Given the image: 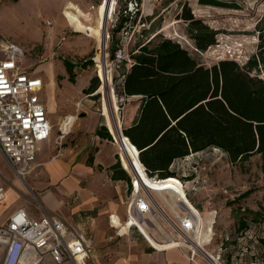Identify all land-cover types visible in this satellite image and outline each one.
<instances>
[{"label":"rangeland","instance_id":"obj_1","mask_svg":"<svg viewBox=\"0 0 264 264\" xmlns=\"http://www.w3.org/2000/svg\"><path fill=\"white\" fill-rule=\"evenodd\" d=\"M70 1L80 8L76 10ZM225 1L237 3L238 8L201 4L199 0H0V59L5 57L6 45L14 43L20 46L25 52L21 61L22 68L31 75L42 77L45 85L48 83L45 88L37 91L43 99L45 93L50 89V79L56 77L58 89L62 94L55 96L57 108L53 111L54 116L51 119L53 130V123L62 112L63 102L69 101L70 97L74 95L81 94V86L86 81L90 80L91 82V78L94 76L100 80L98 89L101 92L97 98L108 99L110 90L115 109L123 106L125 100L121 97L119 78L128 68L129 60L124 59L118 64L112 59L110 47L112 29L118 18L119 10L126 6H129L133 13L139 10L136 19L129 21L126 30L116 34L120 40L121 49L127 54L136 43L149 40L158 31L166 37L179 41L206 66H211L223 58H233L240 64H245L257 51L259 38L256 24L264 14V0ZM98 4L100 6L103 4H106L105 6L114 5L109 8L107 6L106 9L101 7V11L106 13L104 14L106 26L82 18L86 15L88 18V13L95 15ZM183 4L189 6L196 17L204 19L206 23L219 31L217 42L206 51L197 50L194 42L188 36L187 22L180 16ZM109 15L111 16L109 17ZM103 26L106 39H97L92 28L95 27L94 29L97 28L100 31ZM104 50L106 55L108 54L105 55L104 60L109 64L101 76L98 70L97 54L102 53L99 54L102 56ZM62 57L75 63L86 60L92 62L88 63L86 67L77 65L75 71L79 75H76V81L72 82ZM49 71L52 72L51 76ZM105 73L107 78H104ZM253 73L264 78V68ZM104 104L106 114L109 110L106 101ZM49 114H51L50 111ZM61 125H64L63 121ZM62 126L58 129L56 125L55 130H61ZM119 143L121 144V141ZM206 153L209 161L215 159L219 161L214 166L216 171L215 169L212 171L215 186L212 189L202 188L193 192L190 185L189 189L192 192L189 196L191 199L201 207L207 197L213 198L215 207L218 209L214 226L219 224L237 226L240 219L246 216L248 225L264 226V160L262 156L257 154L244 162L231 164L227 155L213 150V148L206 150ZM120 161L126 167L123 160L120 159ZM172 169L177 172L178 176L184 179L189 178L184 176L190 172L189 166L184 160L176 161ZM158 184H166L167 187L179 186L174 180ZM225 187L229 193L222 191ZM219 188H222V192H218ZM250 211L260 213L257 220L252 218L253 215ZM214 216L211 211H207L204 216L208 222L209 231L213 227ZM212 229L214 230V228ZM208 232L206 231V233ZM212 233L213 231L209 236ZM261 234L264 235V233Z\"/></svg>","mask_w":264,"mask_h":264},{"label":"crops","instance_id":"obj_2","mask_svg":"<svg viewBox=\"0 0 264 264\" xmlns=\"http://www.w3.org/2000/svg\"><path fill=\"white\" fill-rule=\"evenodd\" d=\"M72 3L76 10L80 8ZM105 5L98 4L95 15L88 13V18L87 15L81 17L106 26V13L101 7L106 9L114 5ZM104 26L100 31L92 28L97 39L104 36ZM48 73L51 76L52 72ZM50 80L51 86L44 100L51 112V120L57 108L55 96L62 92L56 77ZM46 85L44 83V88ZM89 85L90 80L81 86V94L63 102L51 136L39 143L36 162L23 177L17 175L0 150V188L6 195L0 201V227L19 208H25L33 218L54 213L74 229L90 236L91 257L97 264H264V235L261 234L264 226L249 225L238 231V225H215L207 234L209 236L213 231L211 242L204 246L205 251L192 256L186 246L155 247L136 228L126 225L131 181L114 178L112 169L121 163L120 145L114 138L102 137L96 132L104 125L113 136L115 132L109 125L110 119L114 130L123 131L130 126L138 115L141 95L123 96V106L118 105L115 109L110 90L108 99L97 98L100 89L84 93V88ZM104 101L109 110L106 114ZM70 117L72 127L68 124L69 132L60 137V130L56 131L55 126L59 129L62 121L64 123ZM126 155L132 161L130 155ZM120 168L126 171L122 164ZM221 189L218 192H222ZM206 241L205 238L199 240L201 245Z\"/></svg>","mask_w":264,"mask_h":264},{"label":"trees","instance_id":"obj_3","mask_svg":"<svg viewBox=\"0 0 264 264\" xmlns=\"http://www.w3.org/2000/svg\"><path fill=\"white\" fill-rule=\"evenodd\" d=\"M199 2L238 8L237 3L225 0ZM138 14L139 10L133 13L129 6L119 10L112 29L113 60L121 49L116 34L126 30L129 21ZM180 16L187 22L188 36L197 50L206 51L217 42L219 31L196 17L186 4L182 5ZM256 31L257 51L243 65L236 59L223 58L206 66L179 41L158 31L128 52V68L119 78L121 97L141 95V104L136 119L123 133L136 147L150 175L174 176L176 171L172 167L178 159L211 147L225 151L231 164L257 154L264 160V78L253 73L264 68V14L256 24ZM62 60L72 82L76 81V66L86 67L92 62L75 63L66 57ZM101 62L97 64L103 76L106 65ZM99 86L100 80L94 76L84 92L93 93ZM96 133L113 138L104 125ZM131 159L133 167L147 179L141 163ZM124 163L128 165L126 158ZM120 167L121 163L112 167L113 177L130 179ZM250 213L254 220L260 214ZM248 227L247 216L241 218L238 231Z\"/></svg>","mask_w":264,"mask_h":264},{"label":"built area","instance_id":"obj_4","mask_svg":"<svg viewBox=\"0 0 264 264\" xmlns=\"http://www.w3.org/2000/svg\"><path fill=\"white\" fill-rule=\"evenodd\" d=\"M24 55V50L13 43L6 45L5 57L0 59V150L22 177L36 162L39 143L52 133L48 106L37 92L44 87V80L22 68ZM124 59L129 60L128 54L118 50L115 61L119 64ZM72 120L70 117L64 122L60 137L69 132ZM116 132L113 138L120 144L123 131L118 128ZM211 148L227 155L219 147ZM120 149V159L126 158L128 165L124 168L131 181L126 225L136 228L155 247L186 246L192 256L204 252V246L213 238V233L207 237L209 227L204 216L207 211L213 212L214 226L218 209L212 197H207L200 207L189 194L215 186L212 171L218 159L208 160L209 148L178 159L189 166L190 172L184 175L188 179L177 172L166 178L152 176L141 162L145 179L133 167L121 144ZM168 180L179 186L158 184ZM222 191L229 193L226 187ZM5 196L0 188V201ZM112 223L117 227L114 220ZM200 238L208 239L201 245ZM91 248L87 233L74 229L54 213L33 218L25 208H19L0 227V264H97L91 257Z\"/></svg>","mask_w":264,"mask_h":264},{"label":"bare ground","instance_id":"obj_5","mask_svg":"<svg viewBox=\"0 0 264 264\" xmlns=\"http://www.w3.org/2000/svg\"><path fill=\"white\" fill-rule=\"evenodd\" d=\"M111 15H109V17H110ZM178 34V33H177ZM98 37H100V35H97ZM102 38H105L106 39V36H105V34H104V36H102ZM99 48H101V47H99ZM101 50V49H100ZM102 52V51H101ZM104 52H105V50H104ZM99 54H102V53H98L97 54V62L99 61V60H101L102 62V65L103 64H105L106 66H107V64H109L108 62H106V60H104V58H103V55L101 56V55H99ZM105 55H106V53H105ZM108 55V54H107ZM106 55V56H107ZM108 59V58H107ZM107 61H109V60H107ZM53 63L51 62V65H52ZM54 70V69H53ZM106 70V69H105ZM104 78H107L106 77V73H105V76H104ZM51 81V80H50ZM53 89H55V87L53 88ZM52 89V90H53ZM54 91V90H53ZM56 94V93H55ZM56 105V104H55ZM110 121V127L113 129V131L116 133V130H114L115 129V127H113V124H112V120L110 119L109 120ZM117 124V123H116ZM119 125V124H118ZM116 126V125H115ZM121 127V126H120ZM122 131V130H121ZM121 145H122V147L125 149V152L126 153H129L130 155H131V157L133 158V159H136V160H138L140 163H141V161L139 160V158H138V151H137V149H136V147L132 144V143H130V141H129V139H128V137H126L125 135H122V137H121ZM123 163H124V160H123ZM125 164V163H124Z\"/></svg>","mask_w":264,"mask_h":264},{"label":"water","instance_id":"obj_6","mask_svg":"<svg viewBox=\"0 0 264 264\" xmlns=\"http://www.w3.org/2000/svg\"><path fill=\"white\" fill-rule=\"evenodd\" d=\"M105 53H106V52H104V54H103V58H104V59H105ZM123 135H125V134L123 133ZM139 160H140V158H139Z\"/></svg>","mask_w":264,"mask_h":264}]
</instances>
